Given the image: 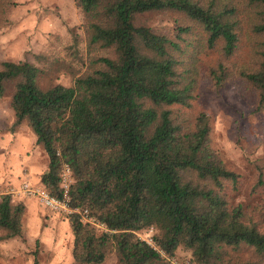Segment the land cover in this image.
<instances>
[{"label":"trees","instance_id":"trees-1","mask_svg":"<svg viewBox=\"0 0 264 264\" xmlns=\"http://www.w3.org/2000/svg\"><path fill=\"white\" fill-rule=\"evenodd\" d=\"M85 54L74 34L71 56H38L40 65H0V99L12 85L15 125L26 122L49 158L42 187L61 197L64 164L73 173L72 208L88 210L106 231L68 217L74 264H172L183 249L195 264H264V198L256 209L231 202L240 176L211 145L209 118L175 115L191 108L208 54V78L220 90L241 81L264 109V0H76ZM178 17L175 36L143 22ZM247 49L246 56L242 51ZM66 72L72 87H43ZM264 191V169L256 188ZM26 207L0 195V243L24 239ZM155 231L157 249L138 233ZM247 251L246 263L233 254ZM34 264H39L37 252Z\"/></svg>","mask_w":264,"mask_h":264},{"label":"rangeland","instance_id":"rangeland-1","mask_svg":"<svg viewBox=\"0 0 264 264\" xmlns=\"http://www.w3.org/2000/svg\"><path fill=\"white\" fill-rule=\"evenodd\" d=\"M177 19L172 13H151L142 18L155 33L167 36L177 34ZM74 34L79 36L84 55L85 36L76 0H0V65L5 61L40 65L37 57L44 55L50 61L64 60L82 69L71 56ZM246 54L244 49L242 56ZM216 59V54L206 55L192 107L177 106L174 114L193 119L200 113L208 116L212 148L228 169L240 176L237 188L229 192L231 202L256 209L264 198V191L256 188L260 169H264V109L260 107L258 93L241 81L231 82L220 90L214 86L207 70ZM73 84V77L66 72L47 76L41 82L45 88ZM12 90L10 85L7 95L0 99V195L10 194L15 204L26 207L25 237L0 243V264H34L36 252L39 264H74L69 216L52 212L24 193L25 183L42 187L40 177L49 158L43 147L36 144L26 122L15 125L10 105ZM154 235L153 229L138 233L142 240L154 239ZM233 257L239 263L250 259L244 250ZM169 261L195 264L192 255L183 249ZM104 264H119L114 251H110Z\"/></svg>","mask_w":264,"mask_h":264},{"label":"built area","instance_id":"built-area-1","mask_svg":"<svg viewBox=\"0 0 264 264\" xmlns=\"http://www.w3.org/2000/svg\"><path fill=\"white\" fill-rule=\"evenodd\" d=\"M73 173L69 165L64 164L61 172V189L62 196L54 197L50 195L43 187H32L30 184H24V193L31 198L37 199L39 203L55 213L65 214L70 216L74 213H79L82 216V221L95 226L103 227L93 217L90 216L88 210L79 211L72 208L71 187L73 185ZM150 246L157 249L153 239H143Z\"/></svg>","mask_w":264,"mask_h":264}]
</instances>
